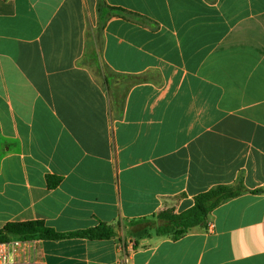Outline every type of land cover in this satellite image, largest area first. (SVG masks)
<instances>
[{"label": "crops", "instance_id": "crops-1", "mask_svg": "<svg viewBox=\"0 0 264 264\" xmlns=\"http://www.w3.org/2000/svg\"><path fill=\"white\" fill-rule=\"evenodd\" d=\"M239 184L177 240L136 223ZM30 221L115 231L36 264H264V0H0V229Z\"/></svg>", "mask_w": 264, "mask_h": 264}, {"label": "trees", "instance_id": "trees-1", "mask_svg": "<svg viewBox=\"0 0 264 264\" xmlns=\"http://www.w3.org/2000/svg\"><path fill=\"white\" fill-rule=\"evenodd\" d=\"M123 11V9H120ZM55 185V184H54ZM246 191L242 184L237 186H218L195 197L194 206L182 213L166 210L152 218H144L136 223L142 225L143 235L154 231L157 235H169L177 240L197 226H207L210 214L221 204L242 195ZM115 236L112 227L99 224L97 227L75 232L60 233L47 226L43 221L8 223L0 229V242L14 239L63 240L84 238L104 240Z\"/></svg>", "mask_w": 264, "mask_h": 264}, {"label": "built area", "instance_id": "built-area-1", "mask_svg": "<svg viewBox=\"0 0 264 264\" xmlns=\"http://www.w3.org/2000/svg\"><path fill=\"white\" fill-rule=\"evenodd\" d=\"M35 239L0 242V264H36Z\"/></svg>", "mask_w": 264, "mask_h": 264}]
</instances>
